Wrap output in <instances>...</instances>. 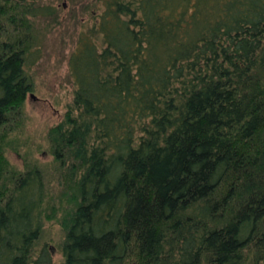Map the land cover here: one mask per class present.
<instances>
[{"label": "trees", "instance_id": "trees-1", "mask_svg": "<svg viewBox=\"0 0 264 264\" xmlns=\"http://www.w3.org/2000/svg\"><path fill=\"white\" fill-rule=\"evenodd\" d=\"M46 1L0 0V264H54L45 222L60 264H264V0H100L42 170L21 133Z\"/></svg>", "mask_w": 264, "mask_h": 264}, {"label": "rangeland", "instance_id": "rangeland-1", "mask_svg": "<svg viewBox=\"0 0 264 264\" xmlns=\"http://www.w3.org/2000/svg\"><path fill=\"white\" fill-rule=\"evenodd\" d=\"M46 3L57 9L58 19H55L56 25L49 23L48 17L34 19L41 37L42 57L31 70L33 90L26 98L24 110L27 120L21 133L22 143H25V151L28 152H25V156L36 162L42 170L54 163L52 156L45 149L47 148L46 132L49 127L60 121L72 99L73 85L68 76V56L74 47L78 31L83 25H91L94 9L97 8L100 0H47L43 4ZM38 145L42 146V150L35 149ZM29 147L30 150L27 149ZM8 157L17 168H24L23 156L9 152ZM51 174L52 183L56 179V174ZM44 230L46 240H51L52 245L55 243L54 264H60L61 254L56 248L60 240L59 226L45 222Z\"/></svg>", "mask_w": 264, "mask_h": 264}]
</instances>
